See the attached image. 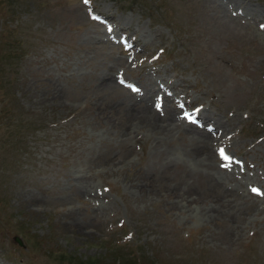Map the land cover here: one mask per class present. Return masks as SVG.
<instances>
[{
    "label": "rangeland",
    "instance_id": "374dc122",
    "mask_svg": "<svg viewBox=\"0 0 264 264\" xmlns=\"http://www.w3.org/2000/svg\"><path fill=\"white\" fill-rule=\"evenodd\" d=\"M261 25L264 0H0V264H264Z\"/></svg>",
    "mask_w": 264,
    "mask_h": 264
},
{
    "label": "bare ground",
    "instance_id": "6f19581e",
    "mask_svg": "<svg viewBox=\"0 0 264 264\" xmlns=\"http://www.w3.org/2000/svg\"><path fill=\"white\" fill-rule=\"evenodd\" d=\"M93 9V8H92ZM104 20H103V22L104 23H109V21H108V19H105V18H103ZM130 43V42H129ZM129 47L131 48V49H133V47H134V43H132L131 42V44H129ZM111 78V77H110ZM114 78H116V77H114ZM118 78V77H117ZM107 81H109L108 79H107ZM146 104L147 105H145V106H142L140 109H139V107H138V105L136 104V103H129L125 108H124V110H125V112L126 113H128V115L130 116V117H132L133 119H134V117H137V116H140V117H145L147 120L146 121H144V123H147V121H148V123H151L150 121H153L154 120V118H155V115H156V113H155V110L153 109V110H151V107L153 106L154 107V105H155V103H154V101L151 103L152 104V106L150 107V106H148V104H150V102H147L146 101ZM197 106H195L192 102H190V103H185V106H184V109L186 110V111H193L195 108H196ZM181 110H183V107H182V109ZM172 112L174 113V109H172V110H170L168 113H166L167 115H166V118L167 119H164L163 120V122L165 123V122H170L171 124H172V119H171V116H170V113L172 114ZM196 118H198L199 120H202V122H203V125H205V121H207L208 120V117H206V116H204V115H202V109H200V112L196 115ZM210 121L212 122V124L213 125H217V124H220L218 121L216 122V120H214V119H210ZM168 125V124H167ZM198 129H200V130H203V129H205L203 126H200V127H197ZM215 128L217 129V131L215 132ZM215 128H213V130H211V131H213V133L215 134V137H217V138H219L220 139V136H222V131L220 130V128L218 127V126H216ZM211 131H209V132H199L198 134L200 135V143H201V151H203V154H204V152H205V156L207 157V158H209V159H211L212 158V156H211V153H210V150H209V148H208V146H207V140L209 139V138H211L210 136H208L207 134L208 133H211ZM202 144H203V147H202Z\"/></svg>",
    "mask_w": 264,
    "mask_h": 264
},
{
    "label": "snow or ice",
    "instance_id": "6c2138e0",
    "mask_svg": "<svg viewBox=\"0 0 264 264\" xmlns=\"http://www.w3.org/2000/svg\"><path fill=\"white\" fill-rule=\"evenodd\" d=\"M85 2L87 3V0H85ZM260 27H261V28H264V25H261ZM158 107H159V106H158ZM192 122L195 123V120H192ZM220 152H221V155L223 156L224 150L221 149ZM253 191L255 192L256 189H253Z\"/></svg>",
    "mask_w": 264,
    "mask_h": 264
},
{
    "label": "trees",
    "instance_id": "16d2710c",
    "mask_svg": "<svg viewBox=\"0 0 264 264\" xmlns=\"http://www.w3.org/2000/svg\"><path fill=\"white\" fill-rule=\"evenodd\" d=\"M133 264H134V262H133Z\"/></svg>",
    "mask_w": 264,
    "mask_h": 264
}]
</instances>
